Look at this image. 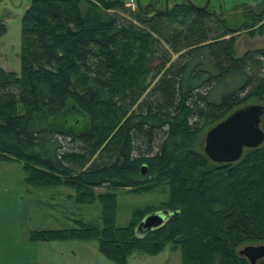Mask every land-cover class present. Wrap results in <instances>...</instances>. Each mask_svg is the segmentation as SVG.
Masks as SVG:
<instances>
[{"label": "trees", "instance_id": "1", "mask_svg": "<svg viewBox=\"0 0 264 264\" xmlns=\"http://www.w3.org/2000/svg\"><path fill=\"white\" fill-rule=\"evenodd\" d=\"M243 6L31 0L20 22L19 73L0 67V155L21 162L25 184L63 185L76 203L97 199L100 208L99 227L74 220L31 240L92 238L119 264L165 245L179 249L181 264H247L237 249L264 242V140L231 163L202 151L209 127L264 101V44L240 55L235 47L239 32L264 24V1ZM110 81L121 89L114 96L104 91ZM162 183V224L135 233L147 207L115 225L113 190ZM95 187L106 190L93 196Z\"/></svg>", "mask_w": 264, "mask_h": 264}, {"label": "rangeland", "instance_id": "2", "mask_svg": "<svg viewBox=\"0 0 264 264\" xmlns=\"http://www.w3.org/2000/svg\"><path fill=\"white\" fill-rule=\"evenodd\" d=\"M122 1L128 9L134 10L137 3L141 7L151 5L154 9H160L165 6L168 8L173 3L184 0ZM188 1L203 6L206 0ZM261 1L264 0H208L207 6L212 9L231 10L233 5L243 4L242 8L247 9L248 6H255ZM30 2L31 0H0V22L5 27V31L0 33V67L5 71H13L17 75L19 73L20 22ZM127 3L130 4L127 5ZM84 5V2H80L81 10ZM120 14L134 26L138 25L129 14L123 12ZM259 26L255 25L250 30L252 31L250 34L246 30L237 34L235 45L237 54L240 55L248 49L261 47L264 44V24ZM174 57L173 54L172 58ZM257 61L264 67V57L257 58ZM156 63V60H151L150 65ZM257 65L252 69H256ZM104 89L112 96L121 91L118 87H112L111 81ZM262 102L263 100L252 101V103ZM259 127L264 131V111L260 117ZM0 157H3L0 158V264H119L101 254L97 249L96 241L92 238L65 237L31 240V232L72 227L75 225L74 220H82L99 227V202L94 199L89 204L76 203L72 198L73 189L63 185L29 186L24 183L21 162L8 155H0ZM105 190L104 187L92 188L93 196ZM113 192L116 204L115 225L125 226L131 221L135 210L151 207L148 214L162 211L160 203L166 199L168 188L162 183L154 189L139 193L128 192L124 188H117ZM135 233L140 235L143 232L135 228ZM249 244H264V242ZM121 264H181V255L178 248L171 249L169 245H165L155 253L134 252Z\"/></svg>", "mask_w": 264, "mask_h": 264}, {"label": "water", "instance_id": "3", "mask_svg": "<svg viewBox=\"0 0 264 264\" xmlns=\"http://www.w3.org/2000/svg\"><path fill=\"white\" fill-rule=\"evenodd\" d=\"M207 3L208 0L202 7H206ZM263 111L264 101L245 104L229 112L205 131L202 144L204 155L214 163H231L240 158L245 148L259 146L264 140V131L259 127ZM168 214L165 210L149 213L136 228L142 232L150 231L162 224ZM237 254L243 256L248 264H256L264 257V244L244 245L237 250Z\"/></svg>", "mask_w": 264, "mask_h": 264}, {"label": "built area", "instance_id": "4", "mask_svg": "<svg viewBox=\"0 0 264 264\" xmlns=\"http://www.w3.org/2000/svg\"><path fill=\"white\" fill-rule=\"evenodd\" d=\"M130 3H127V5H129Z\"/></svg>", "mask_w": 264, "mask_h": 264}]
</instances>
